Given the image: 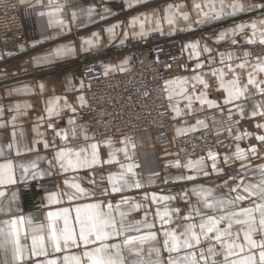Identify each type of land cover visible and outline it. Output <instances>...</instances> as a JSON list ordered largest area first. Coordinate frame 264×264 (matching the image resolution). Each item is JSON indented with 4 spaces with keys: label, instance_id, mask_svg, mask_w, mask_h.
Instances as JSON below:
<instances>
[{
    "label": "snow or ice",
    "instance_id": "1",
    "mask_svg": "<svg viewBox=\"0 0 264 264\" xmlns=\"http://www.w3.org/2000/svg\"><path fill=\"white\" fill-rule=\"evenodd\" d=\"M23 3L24 0H21ZM127 7L141 3V0H123ZM37 4L41 0H36ZM71 12L72 21L83 26L85 22L91 23L95 17L105 19V14H110L107 6L98 11L95 5L86 8L77 7L74 0H67ZM49 11L40 13L50 17L49 23L60 26L61 32L66 28L65 19H53L62 11V5L53 7V0H49ZM181 5L168 4L159 10L162 15L153 13L151 16L144 14L133 16L127 21L128 27L122 23L112 24L103 29L110 36V40L117 38L116 29L122 28L123 33L119 43L123 45L125 40L132 38H144L150 32L164 33L161 22L169 26L168 34L175 31H186L192 27L209 24L218 21L224 16L235 17L238 14L254 12L256 18L248 22L236 23L224 29L217 35L216 43L228 40L235 46L237 34H243L250 30L251 35L246 39L249 45L259 44L260 51L264 52V0H201L193 3V10L197 19L190 20L187 12L180 13L188 22L184 28H176L175 13L173 9L181 8ZM146 24H153L146 27ZM138 25L139 30H135ZM60 33H57L59 35ZM47 37L34 40L30 47L42 45ZM80 51L89 52L99 50L100 33L93 32L91 37H81ZM22 48L25 46H21ZM182 49L190 50L189 59L196 58L191 77H177L167 80L168 107L177 116L181 110L173 103L174 97L182 95L189 101L187 107L191 109L193 96L188 91L178 88L189 80L195 83L192 92L195 99L201 105L212 107L215 102L208 100V82L202 75L203 68L210 69V75L219 82L220 88L226 93L224 105H231L229 113L235 112L241 117L245 116L246 108L242 97L258 94L261 99L254 101L253 107L248 113L251 117L264 118V80L257 78V73H264V55H257L251 63L252 71L248 73L246 83H242L233 70V55L231 52L218 53L219 61L213 54V50L200 40L182 44ZM74 44L57 45L46 53L31 57V62L38 66H48L66 56L74 55ZM202 54H207L205 61ZM250 52L245 51L242 62L235 67L245 69L249 66ZM129 57H124L119 64H103L104 75L110 71L125 72ZM217 63L222 67H217ZM168 66V65H165ZM170 67V66H168ZM231 78L225 79L227 73ZM90 73L92 69H87ZM70 86L65 91H75V85L66 78ZM197 85L202 86L197 94ZM250 86L254 92L250 93ZM41 92L45 85L39 84ZM84 84L80 83V95L74 97L79 102L80 109L86 110L89 105L83 93ZM32 89L24 85L10 92L26 93ZM63 99V103L60 101ZM28 103L9 104L0 106V127L11 126L10 139L4 143L0 141V215L11 216L10 219L0 220V264H264V163L255 166L251 164L252 158L264 159L258 154V149L251 146L248 149L241 148L237 143L235 151L224 154L222 162L230 165L234 161L240 162L239 170L222 182L208 181L207 178L215 174L220 176L224 169L220 166L217 152L209 149L206 158L199 157L188 159L181 164L179 160L168 162L173 167L184 168L187 171L171 179L176 181H196L204 178L206 183H193L180 190L166 195L153 191L144 193L140 197L125 195L129 189L140 190L146 186L144 178L138 172L139 165L129 153L130 138H124L123 147L116 152L123 153V159L117 160L115 152L110 151L107 159L100 155L98 143H91L87 147L75 148L70 146L72 140L78 138L76 131L77 107L73 106L66 97H54L46 102L45 115L36 118L32 132L35 137L28 141L22 128L18 129L17 120L27 115ZM163 107V105H162ZM67 109L72 113L68 118L69 129H57L52 120L59 118L61 112ZM5 113L9 119L4 120ZM46 123L47 128L53 133L52 139L45 138V133L39 130V125ZM203 124V121H197ZM257 128L264 129V123H258ZM196 126H191L188 131H195ZM81 132L84 129L81 128ZM231 135V129L229 130ZM254 133L243 132L234 136L235 141L253 136ZM62 143L57 145L56 138ZM85 139H94L85 134ZM255 139L264 144V134L255 135ZM110 143V141H109ZM219 143V141L217 142ZM51 150V156L46 157L39 153V146ZM37 152L35 157L31 153ZM47 160V167L42 168L40 161ZM210 161V165L207 163ZM119 164V171L109 170L108 184L110 190L105 189L101 195L111 197L113 194L120 198L113 202L95 200V193L91 187H83L80 183L82 177L72 175L65 176L62 181L64 188L56 186L55 191L46 193L49 205H63L66 198L68 205L56 207L46 214V224H35L30 217L14 215L19 211L16 205L17 193L13 191L20 184L28 181H37L41 178H52L66 173H78L79 170H89L95 173L97 166ZM253 174L254 179H248V173ZM101 179L103 176L101 175ZM159 179L158 173H153L147 178V185H152ZM169 178L163 183L167 184ZM93 181H89L91 185ZM7 193H11L8 195ZM91 200L92 202H81ZM172 202H182L185 207L172 205ZM241 202H248V206H241ZM155 206L152 213L151 207ZM137 210L143 212L141 219H134L131 213ZM72 213H75L74 222ZM160 230H156V224ZM78 229V230H77ZM162 237V244L161 238ZM30 241V243H29ZM205 243L207 246L205 247ZM148 245L149 259L142 256L143 248ZM219 246V247H217ZM77 252H70L71 249ZM83 249L80 251V249ZM57 253H66L56 256ZM167 253V256L164 254ZM128 255L135 258L128 259Z\"/></svg>",
    "mask_w": 264,
    "mask_h": 264
},
{
    "label": "crops",
    "instance_id": "2",
    "mask_svg": "<svg viewBox=\"0 0 264 264\" xmlns=\"http://www.w3.org/2000/svg\"><path fill=\"white\" fill-rule=\"evenodd\" d=\"M19 1V6L21 8L22 14L25 19L26 25V38L27 45L25 47H17L15 49L8 48L5 45V40L0 38V106H7L9 104H15L20 102L21 104L28 103L31 105L30 108L27 109V115L21 116L17 120L18 129L22 128L24 130L25 136L28 141H31L35 137V133L32 132L33 124L36 121V118L45 115L44 108L46 107V102L54 97L65 98L73 104V106L77 107V110H80L79 102L74 99V97L80 95V83L81 78L76 70L67 71L61 78L58 77H45L31 76V70H36L42 68L44 66L34 65L31 62V57L46 53L51 48L57 45H67L74 44L76 52L74 55L66 56L63 59L57 60L55 63L65 62L74 59L76 53L80 51L81 37H91L93 32L100 33V45L103 46H111L115 43H118L121 38H123L122 28H117V38L114 40H110V36L107 32H104L103 29L109 27L112 24L122 23L125 27H128L127 21L133 16H140L143 19L144 14L152 15L153 13H157L158 15H162L159 10L164 9L168 4L181 5L182 7L177 9H173V13H175V27L176 28H184L188 22H186L180 13L187 12L190 16L191 21H195L197 19L196 12L193 10L194 0H141V3L134 4L132 7H127L123 0H74L77 4V7H88L90 5H95L98 11H102L104 6H107L111 9L110 14H105V19L101 20L99 17H95L91 23L85 22L83 26H79L72 21L71 12L75 9L69 8L67 0H53V7L56 4L62 5V11L58 14V16L53 17V19H65L66 20V28L63 32H61L60 26L58 24L49 23L50 17L48 15H41L40 13L48 12L50 9L48 7L49 0H41L40 4L36 3V0H24L22 3ZM195 2H201V0H195ZM258 2V0H256ZM257 14L254 12L250 13H242L238 14L235 17L224 16L218 21H213L209 24L199 25L196 27H192L186 31L194 33V41L200 40L201 46L207 44L209 48L213 50V54L216 57L217 61H219L218 53H228L231 52L233 55V61L231 62L233 65V70L239 77L242 83H246L248 73L252 71L251 63L254 62V58L257 55H264V52L260 51L261 46L257 43L255 45H249L245 41L251 35V31H245L243 34H237L235 39L237 40V44L235 46L230 44V41H220L216 43L217 35L219 32L233 26L236 23L240 22H248L253 18H256ZM162 28L165 30L164 35L170 36L168 34L169 26L166 22H161ZM146 27H152L153 24H146ZM129 32L133 29L128 27ZM135 30H139L138 25ZM75 32V33H74ZM176 32V31H175ZM175 32H172L174 34ZM57 33H60L57 35ZM47 37H55L54 39H44V43L42 45H36L34 48L30 47L34 40H39ZM140 38H132L129 36L126 40H137ZM247 51L252 54L249 58V66L245 69H239L235 66L239 64L241 59H236V57L243 58V53ZM190 50H186V56L191 63L192 69L179 76L170 77L167 80H174L177 77H191L193 75V69L196 62V58L189 59ZM203 59L207 61V54H202ZM53 63V64H55ZM129 62L126 66L128 67ZM217 67H222L217 63ZM225 72L227 73L225 79L231 78V73H228L227 68H225ZM202 75L204 79L208 82L209 88L207 89V99L212 100L215 104L212 107H209L207 104L201 105L200 101L195 99V94L192 92V86L195 83L194 81L189 80L186 84L179 85L178 88H182L189 92L193 96L191 109L187 107L189 101L185 99L182 95H178L174 97L173 103L176 104L181 110V115L177 116L175 112H173L169 108L170 114V138L175 135H182L189 133L188 129L191 126H196V130L203 128L206 124H210L216 130V142L219 141L216 145V149L213 150L217 152L219 155L218 159H220V166L224 169V173L229 170L238 171L240 168V162L234 161L230 165H225L222 162V156L224 154L235 151L236 144L238 143L241 148L248 149L251 146H255L258 149V154L261 157H264V144H261L259 141L255 139V135L264 134V129L257 128L256 125L258 123H264V118L257 116L251 117L248 113L253 107L254 101L261 99V97L256 95H249L242 97V102L245 105L246 113L245 116L241 117L235 112V109L231 113H229V108L231 105H224L223 100L225 98L226 93L219 86V82L215 77L210 75V69L205 67L203 68ZM66 78L71 80V85H75V91H65L70 85L66 83ZM257 78L264 80V73H257ZM43 83L45 85V89L41 92L39 88V84ZM24 85L29 86L32 91L26 93H16L10 92V90L15 88H20ZM168 88V85H167ZM202 86L197 85V94L199 90H201ZM254 92V89L250 86V93ZM84 93V88H83ZM168 95V94H167ZM60 103H63V99H61ZM72 115L70 111L64 109L61 112L59 118H55L52 120V123L57 129H69V125L67 123L68 118ZM9 116L7 113L4 115V120H8ZM197 121H203V124L198 125ZM76 131L78 133V138L74 141L72 140L71 135L69 136V140L72 141L71 145L75 148L87 147L91 143H98V148L100 155L103 159L108 158V154L110 151L115 152L117 160L123 159L122 152H116V149L123 147L124 145L121 141L124 138H130L131 145L134 147H129V153L134 159V161L139 165L138 172L141 177L144 178V183L146 186L140 190L129 189L125 192V195L131 197H140L144 193H151L153 191L158 194H169L174 193L185 186H191L193 183H206L207 181L204 178L198 179L196 181H176L171 179L179 174L185 173L187 170L184 168H176L173 167L170 163L172 161H176L173 158L172 152L169 148V143L159 145V146H149L142 145L138 140H136L133 136L124 135V136H116L112 138L102 139L99 141L85 139V135L82 136L81 128L83 125L78 124L76 122ZM231 129V135L229 134V130ZM39 130L45 133V138L48 140L52 139V131L47 128V124L43 123L39 125ZM12 131L11 126L4 128L0 127V141L6 143L10 139V133ZM254 133L255 135L249 136L241 139L240 141H235L234 136L243 132ZM110 141V143H109ZM57 145H60L62 141L59 137L56 138ZM141 149V150H139ZM39 153L46 155V157L51 156L50 149H44L42 144L39 146ZM37 152L31 153L32 157H35ZM205 157L206 156H200ZM199 158V157H197ZM196 159V158H194ZM210 165V161H207ZM264 163V159L252 158L251 164L253 166ZM40 166L42 168L47 167V160L40 161ZM109 170L113 172L119 171V164L113 163L112 165H103L97 166L96 172H90L89 170H79L78 173H66L58 175L60 177V181L58 183L59 187L64 188L62 181L65 179V176L71 177L72 175H78L83 179L80 180V183L83 187H91L92 191L95 193V200H102L107 202L108 200H112L115 202L120 197L116 194H113L111 197L102 196L101 193L105 189L110 190V185L108 184V174ZM153 173L159 174V179L155 180V183L152 185H147V178L151 176ZM224 173L220 176L215 174L211 175L207 178L208 181L214 182H222L227 178L224 176ZM101 175L103 179H101ZM55 177V176H54ZM169 178V182L167 184L163 183L165 178ZM53 178V177H52ZM50 178H41L37 181H28L27 184H20L16 188L13 189L17 193L16 205H18L19 211L15 212L14 215H23L25 217H30L35 224H46V214L50 210H55L56 207L59 206H69L68 202L65 198L63 205H49L46 199V193L49 191H55V188L50 189H42L40 186V182L47 180ZM248 179H254L253 174L251 172L248 173ZM89 181H93L91 185ZM11 195V193H7ZM81 202H92L91 200H85ZM179 205L180 207H185L182 202H172L173 206ZM241 206H248V202H241ZM152 213L155 212V206L151 207ZM134 219H141L143 217V212L137 210L134 213L130 214ZM73 222L75 213H72ZM11 216L0 215V220L10 219ZM78 230V229H77ZM156 230H160V226L156 224ZM161 244H162V237ZM30 243V241H29ZM207 246V243L204 245ZM219 247V246H217ZM83 249L81 248L80 251ZM78 250L73 248L70 252H77ZM66 253H57L56 256H61ZM167 256V253L164 254ZM142 256L145 260L149 259L148 254V245H145L143 248ZM135 258L134 255H128V259Z\"/></svg>",
    "mask_w": 264,
    "mask_h": 264
},
{
    "label": "built area",
    "instance_id": "3",
    "mask_svg": "<svg viewBox=\"0 0 264 264\" xmlns=\"http://www.w3.org/2000/svg\"><path fill=\"white\" fill-rule=\"evenodd\" d=\"M75 33V32H74ZM0 38L10 49L27 42L25 19L18 0H0ZM194 41V33L176 31L170 36L150 32L137 40H125L89 52L78 51L74 59L32 70L31 75L61 78L76 70L84 84L89 107L77 111V123L83 135L95 141L132 135L142 145L169 143L173 158L181 164L188 159L206 156L216 148V130L210 124L201 130L170 138V114L165 81L183 75L192 67L182 44ZM129 57L125 72L110 71L105 76L103 64H119ZM168 65V66H165ZM91 68L90 73L87 69ZM163 105V107H162ZM141 150V149H139ZM236 171L230 170L229 176ZM60 177L40 182L42 189L55 188Z\"/></svg>",
    "mask_w": 264,
    "mask_h": 264
},
{
    "label": "rangeland",
    "instance_id": "4",
    "mask_svg": "<svg viewBox=\"0 0 264 264\" xmlns=\"http://www.w3.org/2000/svg\"><path fill=\"white\" fill-rule=\"evenodd\" d=\"M5 45H6V43H5ZM27 45V42H26V44H25V46ZM20 46H24V45H20ZM32 71V70H31ZM31 76H33V75H31ZM33 77H35V76H33ZM53 77V76H52ZM207 125V124H206ZM206 125L203 127V128H205L206 127ZM203 128H201V129H203ZM201 129H198V130H201ZM216 149V148H215ZM214 149V150H215ZM230 171V170H229ZM234 171V170H233ZM228 172V171H227ZM227 172H225L224 173V176H225V174L227 173ZM59 177V176H58Z\"/></svg>",
    "mask_w": 264,
    "mask_h": 264
},
{
    "label": "bare ground",
    "instance_id": "5",
    "mask_svg": "<svg viewBox=\"0 0 264 264\" xmlns=\"http://www.w3.org/2000/svg\"><path fill=\"white\" fill-rule=\"evenodd\" d=\"M130 136H132V135H130ZM200 157V156H199ZM197 158V157H196ZM192 159H194V158H192Z\"/></svg>",
    "mask_w": 264,
    "mask_h": 264
}]
</instances>
